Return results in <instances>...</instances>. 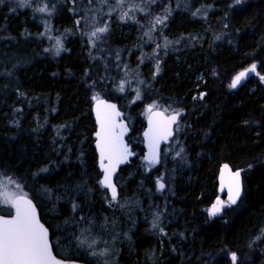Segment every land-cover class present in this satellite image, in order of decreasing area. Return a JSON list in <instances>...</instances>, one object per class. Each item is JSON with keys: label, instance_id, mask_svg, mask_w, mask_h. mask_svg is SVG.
I'll return each mask as SVG.
<instances>
[{"label": "trees", "instance_id": "obj_1", "mask_svg": "<svg viewBox=\"0 0 264 264\" xmlns=\"http://www.w3.org/2000/svg\"><path fill=\"white\" fill-rule=\"evenodd\" d=\"M97 2L0 0V192L14 180L13 200H33L62 258L264 264V0H125L96 15L106 27L95 40ZM100 97L125 112L136 152L117 199L100 185L93 147ZM153 109L180 115L156 164L142 147ZM175 139L182 154L170 157ZM223 162L242 169L243 195L210 218Z\"/></svg>", "mask_w": 264, "mask_h": 264}, {"label": "water", "instance_id": "obj_2", "mask_svg": "<svg viewBox=\"0 0 264 264\" xmlns=\"http://www.w3.org/2000/svg\"><path fill=\"white\" fill-rule=\"evenodd\" d=\"M95 129L93 147L100 185L111 199L119 197L116 182L119 170L131 162L136 152L128 142L131 127L120 105L106 97L95 99L91 105ZM179 113L153 109L145 117L142 130L143 158L147 163H158L161 151L174 136ZM219 195L208 208L211 213H222L225 205H237L243 195L242 169H233L223 162L217 173ZM161 189L163 184L160 183ZM220 194H224L225 201ZM211 218V217H210ZM232 263L236 256L230 253ZM0 264H87L75 259L57 256L51 242V233L40 217L36 204L27 196L13 201L11 214H0Z\"/></svg>", "mask_w": 264, "mask_h": 264}, {"label": "rangeland", "instance_id": "obj_3", "mask_svg": "<svg viewBox=\"0 0 264 264\" xmlns=\"http://www.w3.org/2000/svg\"><path fill=\"white\" fill-rule=\"evenodd\" d=\"M100 2V4H97V7L95 6V10L96 13H94V16H95V19H91L92 21V30H90L88 32V35L91 36V37H94V39H98L102 32L104 31L105 28L103 27H106V26H103V25H100V18H97V14H101L100 17L103 16V14H110V13H117L118 11L120 10H123L125 9V5H122L125 1V0H114L115 3H109L110 1H104V2H101L100 0H97ZM97 2V3H99ZM96 5V4H95ZM131 10H133L134 12H138V11H141L142 13H144L145 9L144 7H135V6H132V5H129V7H127ZM92 18V17H91ZM95 25V27H93ZM50 42H51V49L54 53H58L61 49H62V39L60 36H52L50 34ZM182 150H183V147L181 145V141L180 139H175L171 145V148H170V154L169 156L170 157H174V156H179L180 154H182ZM10 184H6L5 186L2 187V190L0 192V203L3 205V206H10L12 204V200L16 194L18 195L16 189L14 188V184H16L14 182V180H10ZM14 195V196H13ZM123 204V202H122ZM218 214H214L212 213L211 215H207L209 217H214ZM158 216L153 218L152 221L154 222L153 224V227L154 226H157L158 225ZM68 235H70V233H67L64 237H67ZM96 236V235H95ZM94 238H90V240H88L89 245H92V246H95L94 243ZM87 249V246H81L80 247V250L83 251L85 249ZM63 251L65 253L68 252V248L66 249H63ZM105 252L103 250H98L96 251L95 253H92L90 255V257H92L93 259H99V258H103L105 256Z\"/></svg>", "mask_w": 264, "mask_h": 264}]
</instances>
